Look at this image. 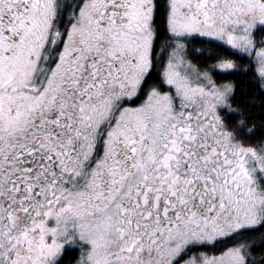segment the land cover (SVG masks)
I'll list each match as a JSON object with an SVG mask.
<instances>
[{
    "label": "snow or ice",
    "instance_id": "snow-or-ice-1",
    "mask_svg": "<svg viewBox=\"0 0 264 264\" xmlns=\"http://www.w3.org/2000/svg\"><path fill=\"white\" fill-rule=\"evenodd\" d=\"M69 253L264 264V0H0V264Z\"/></svg>",
    "mask_w": 264,
    "mask_h": 264
},
{
    "label": "trees",
    "instance_id": "trees-1",
    "mask_svg": "<svg viewBox=\"0 0 264 264\" xmlns=\"http://www.w3.org/2000/svg\"><path fill=\"white\" fill-rule=\"evenodd\" d=\"M202 38H197L193 40L188 47L189 59L198 68L206 71H210V74L218 82H236L238 77H235L231 73H224L219 70L211 71V66L218 63V57H225L232 59L241 65L247 66L248 61L246 59H241L237 56H232L229 52L223 49H213L211 45L201 43ZM193 49H198L199 51H193ZM252 77V72L250 71L247 76L243 79L248 81ZM73 255H78V253H69L64 258V264H75L72 260Z\"/></svg>",
    "mask_w": 264,
    "mask_h": 264
},
{
    "label": "flooded vegetation",
    "instance_id": "flooded-vegetation-1",
    "mask_svg": "<svg viewBox=\"0 0 264 264\" xmlns=\"http://www.w3.org/2000/svg\"><path fill=\"white\" fill-rule=\"evenodd\" d=\"M155 79V78H154ZM149 83H152V81H149Z\"/></svg>",
    "mask_w": 264,
    "mask_h": 264
}]
</instances>
